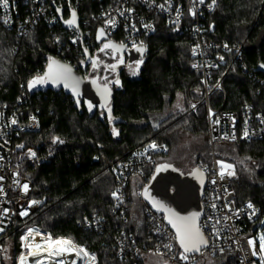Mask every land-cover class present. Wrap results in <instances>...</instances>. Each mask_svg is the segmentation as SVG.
Returning <instances> with one entry per match:
<instances>
[{"label":"trees","instance_id":"obj_1","mask_svg":"<svg viewBox=\"0 0 264 264\" xmlns=\"http://www.w3.org/2000/svg\"><path fill=\"white\" fill-rule=\"evenodd\" d=\"M56 1L62 2L66 17L65 0ZM48 2L47 8L53 10ZM76 4L80 29L88 32L91 47L85 43L73 47L66 32L59 26H50L43 18L19 37L15 29L2 26L0 17V106L17 105L22 91L24 109L38 111L39 130L22 133L17 140L23 149L32 148L39 160L38 164H24L23 171L32 184L31 199L41 201L44 207L26 225H36L53 237L71 238L74 243L84 245L94 256L93 264H127L115 255L121 231L132 233L140 246H149L153 241L144 227L143 203L137 196L140 182L136 176L129 179L125 220L113 212L114 180L109 166L149 141L164 143L168 148L165 155L153 157L155 165L170 163L168 156L178 133L207 137L205 105L200 103L194 113L188 112L190 103L202 99L200 75L190 68L189 32L168 27L157 19L155 33L144 40L146 53L141 68L136 75L120 70L119 84L114 86L105 109L92 111L83 104L77 109L74 101L61 92L31 93L29 81L42 76L49 57L76 66L75 71L82 75L83 51L90 53L95 48V31L100 25L95 15L103 3L69 0V5ZM206 26L208 40L218 46L210 53L218 65L212 73L210 110L234 111L239 115L248 107L253 113L264 115V75L254 73L257 65H264V0H218ZM55 36L59 38L58 44ZM110 40L121 42L117 36ZM223 43L228 52L220 49ZM242 44L240 60L236 61L232 50ZM218 80L222 91H212ZM177 94L188 101L185 110L168 116L155 128L152 118L167 103L171 104ZM213 153L216 159L234 167L236 180L232 189L236 205L248 202L258 208L260 216L264 215V138L249 143L216 144ZM190 156L197 168L208 164L211 160L208 139L206 146ZM92 215L104 221L98 233L79 226L84 217ZM20 234L12 236L13 263L20 253ZM149 255L140 254L138 264L150 261ZM222 260L217 256L200 262L223 264Z\"/></svg>","mask_w":264,"mask_h":264},{"label":"built area","instance_id":"obj_2","mask_svg":"<svg viewBox=\"0 0 264 264\" xmlns=\"http://www.w3.org/2000/svg\"><path fill=\"white\" fill-rule=\"evenodd\" d=\"M48 1V0H47ZM46 0H7V4L0 2V17L2 26L7 30L15 29L17 35L23 36L32 30L37 21L45 19L50 26H59L68 34L69 43L77 48L78 45L88 44V32L80 34L72 30L63 29L55 13V8L63 9V19H67L69 11L77 10L76 5L49 0L52 9L47 8ZM103 3L95 15L99 22V29L107 36H117L120 44L126 50L135 49L144 45V40L153 35L157 29L156 20H162L168 27H176L188 31L192 37L190 47L191 70L200 75L202 99L199 103H190L188 112L194 113L198 104L203 103L206 109L207 139L211 148V160L208 164L199 166L205 175V185L201 194L202 216L198 222L202 233L208 241L207 246L197 255H184L177 243L173 232L166 225L162 215L150 209L142 200V190L148 184L147 180L156 168L154 156L165 155L168 151L164 143L149 141L139 148L128 152L125 157L109 166L114 180L112 190L113 212L125 220V210L128 203L127 187L131 176L139 180L137 196L143 203L144 227L153 243L149 246L138 245L133 234L121 231L116 239L115 255L119 261L127 264H138L142 253L154 255L166 264H197L202 259L222 257L225 264H261L260 255L253 256V250L259 253V244L256 236L264 215L260 216L257 207L245 202L235 203V194L232 184L236 180V173L231 168H222L213 153L216 144H232L237 142L249 143L264 138V115L253 113L250 108L244 107L238 115L234 111H211L208 104L212 73L218 69L217 63L210 55L218 46L207 38V17L214 11L218 0H93ZM150 27H147L149 26ZM97 28V29H98ZM111 41V40H110ZM55 43L59 38L55 36ZM91 47V45H87ZM146 48V47H145ZM222 51L228 52L227 45L220 46ZM243 44L233 50V59L240 60ZM76 69V66L73 67ZM219 85V87H217ZM21 90V87L19 88ZM213 90H221L218 80ZM24 93L20 91L16 104L13 107L0 106V264H4L2 244L12 236L20 234V253L14 264H26L24 258L29 254L27 246L32 240L46 242L49 238L71 240L76 249L83 248L88 255H83L81 264H93L94 256L84 245L74 243L71 238L53 237L36 225H26L28 221L41 214L44 210L39 200L31 199L32 184L24 175V164H38L36 156H28L29 149L19 147L22 143L17 140L22 133H34L39 130L38 111L24 109ZM16 123L13 124L12 121ZM245 131L248 135L245 136ZM233 137H235L233 139ZM155 145V147H152ZM23 146V145H22ZM221 171L224 172L221 178ZM233 172L234 175H228ZM27 184L25 191L23 185ZM36 201L37 203H32ZM6 210V211H5ZM26 213V215H21ZM103 220L97 216L84 217L79 226L84 230L98 233L103 228ZM28 229H35L31 236ZM27 237V239H23ZM253 240L254 245L248 241ZM171 245V248L165 247ZM43 253V252H42ZM44 254V253H43ZM64 255V254H62ZM42 255L41 257H44ZM65 256V255H64ZM59 259V256L56 258ZM47 264V263H45Z\"/></svg>","mask_w":264,"mask_h":264},{"label":"water","instance_id":"obj_3","mask_svg":"<svg viewBox=\"0 0 264 264\" xmlns=\"http://www.w3.org/2000/svg\"><path fill=\"white\" fill-rule=\"evenodd\" d=\"M55 13L63 29L72 30L77 34H80L79 29V17L76 11L70 10L67 19H63V9L55 8ZM73 13H75V22L72 24L66 23V21L73 19ZM94 42L96 45L105 43L109 44L108 48L117 52L120 55L125 54L127 57V63L125 66H130L136 63L137 61L144 58L146 53V48L143 46V51H138L137 47L132 50H126L123 45L116 44L107 39V36L101 31V29H96ZM83 55L85 58L86 64L89 62H94L90 58L89 53L84 50ZM60 67L53 66V71H63L64 68L70 69V79L65 82L60 80L57 83H53L50 79L40 84V87L33 86L29 88L31 93L46 91H52L54 93L61 92L65 96L70 97L77 109H79L80 104H83L85 108L89 109L91 105V110L95 109H105L111 101L112 89L111 86L115 84L116 80H113L107 84L109 92L105 94L104 86L98 82L97 77L91 79H84L82 75L78 74L75 69L68 63L55 61ZM49 72V63L47 64L46 69L44 70L42 76ZM120 70L117 72V77ZM254 73H260L264 75V67H261V64L257 65L254 69ZM78 80L79 85L76 89V94L73 92V83ZM67 83V86H66ZM79 101V103L77 102ZM162 165H169V167L160 169ZM199 168H193L189 173L183 174L171 163H161L156 166L152 177L150 178L149 183L143 188L141 196L143 202L154 212L163 216L166 225L175 235V229L169 223L171 218V213H176L180 216H192L196 213L197 224L202 216V206L200 202L201 194L205 185V175L199 177L195 175L194 172ZM201 172V171H200ZM145 189L147 192L145 193ZM147 197V198H146ZM153 201L157 202V207L153 206ZM162 205V208L159 206ZM168 210H171L170 212ZM176 243L179 249L183 252V249L180 247L179 242L176 239ZM205 246H201L200 250ZM200 252V251H199ZM199 252H188L186 255H197Z\"/></svg>","mask_w":264,"mask_h":264},{"label":"snow or ice","instance_id":"obj_4","mask_svg":"<svg viewBox=\"0 0 264 264\" xmlns=\"http://www.w3.org/2000/svg\"><path fill=\"white\" fill-rule=\"evenodd\" d=\"M0 2H2L3 4H7V0H0ZM201 3H203V0H200ZM215 2V0H213V3ZM75 22V13H73V19L66 21V23L72 24ZM147 27H150L147 26ZM111 45L106 44L105 47H109ZM138 51H143V45H141L138 49ZM142 63V60L137 61L135 68H133L131 65L129 66L130 69L132 70V74L135 75L139 69L140 64ZM56 65V67H60L51 57H49V72H47L44 76H37L34 77L32 80L29 81V87H33L36 84H43L45 82H47L49 79L53 82V83H57L60 80H64L65 82H67L70 79V69L68 68H64L63 71H53V66ZM95 61L93 62V67H95ZM113 68L115 66H112ZM261 67H264V65H261ZM116 84H119V80L115 81ZM79 85V81L76 80L73 83V92L74 94H76V89L78 88ZM67 86V83H66ZM217 87H219V85H217ZM104 91L105 94H107L109 92V89L107 87V84H105L104 86ZM79 103V101H77ZM89 110H91V105H89ZM109 113L111 112V109H108ZM13 124L16 123L15 120L12 121ZM113 133H116V130L113 129ZM245 136L248 135V132L245 131L244 133ZM235 137H233L234 139ZM58 139V138H57ZM54 142H56L54 140ZM60 143H63V141H59ZM19 147H22L19 146ZM152 147H155V145H153ZM32 156H35V153H30ZM222 165V168H231V165H223L222 162H220ZM169 167V165H162L160 166V169L158 170H163V168ZM195 175H198L199 177H203V173L200 172L199 169L195 170L194 172ZM221 178H223L224 172L221 171L220 173ZM228 175H234L233 172H228ZM2 179V178H0ZM23 188L25 189V191L28 188L27 184L23 185ZM0 191H2V189H0ZM147 192V190L145 189V193ZM147 198V197H146ZM32 203H37L36 201H33ZM153 206L157 207V202L153 201ZM163 206L160 205L159 208H162ZM249 208H252V205L249 204L248 205ZM6 211V210H5ZM169 212L171 210H168ZM21 215H26V213H21ZM197 216L198 214L194 213L192 214V216H180L177 215L176 213H171V218L169 219V223L172 225V227L175 229V238L177 239V241L180 244V247L183 249V253L181 254V258L182 259H187V256L184 255V253H188V252H199L201 246H207L208 241L205 238L204 234L201 231L200 226L197 224ZM36 231L35 229H28V234L29 236L32 235V233ZM23 239H27V237H24ZM249 245H254V241L253 240H249L248 241ZM30 249L33 247L32 245H27ZM35 251H29V255L30 256H39L41 253V250L47 252V254L49 256H59L61 253L64 252H68L71 251L73 249H76V245L73 244V242L71 240H64V239H56L53 240L51 238H49L46 241L45 245L42 244H36L35 246ZM165 247L171 248V245H165ZM79 252H84L85 255H88V253L83 249V248H79L77 255H79ZM253 256H257L260 255V261L261 264H264V235H262L260 237V243H259V253H257L255 250H253ZM94 258V257H93ZM21 264H23V257H21ZM34 264H43V261L41 259H36L34 261ZM58 264H64L63 261H59ZM73 264H75V262H73Z\"/></svg>","mask_w":264,"mask_h":264},{"label":"rangeland","instance_id":"obj_5","mask_svg":"<svg viewBox=\"0 0 264 264\" xmlns=\"http://www.w3.org/2000/svg\"><path fill=\"white\" fill-rule=\"evenodd\" d=\"M136 63L132 65L133 68H135ZM141 66H142V63L140 64L139 69L141 68ZM129 71L131 72V75H133L132 70L129 69ZM36 86L40 87V84H36ZM187 102L188 101L185 99L184 95L177 94L171 104L167 103L164 107V110L159 115L152 118L151 124L156 128L157 125L162 120L166 119L168 116H171L178 112H183L185 110V106ZM176 137L177 138L175 139L172 145L173 147L171 148L169 156H168V162H170L172 165L178 168H181V169L193 168L195 166L193 163L194 157L190 156V154L193 155V153L196 152L197 149L206 146L207 144L206 135H203V134L194 135L191 133L180 132L176 135ZM26 149H29L27 152L28 156L33 157L30 153H35V151L32 148H26ZM210 152H211V148H210ZM35 156H36V153H35ZM220 162L222 161H219V164L221 165ZM222 163L223 165H227V163L225 162H222ZM262 235H264V219H262L260 223V229L258 230V233L256 236L258 244L260 243V237ZM12 239H8L5 243L2 244V248H3L2 256H3L4 264H14L13 259H12V253H13L12 251L13 250V240ZM19 243H20V236H19ZM148 257L150 258V261L146 260L145 264H150L151 261L156 264L162 263L163 261L162 259L154 255H149ZM222 261H223V264H225L224 259ZM199 264H213V262L204 261V262H199Z\"/></svg>","mask_w":264,"mask_h":264},{"label":"flooded vegetation","instance_id":"obj_6","mask_svg":"<svg viewBox=\"0 0 264 264\" xmlns=\"http://www.w3.org/2000/svg\"><path fill=\"white\" fill-rule=\"evenodd\" d=\"M105 43L95 45L93 51L89 53L90 58L95 61L96 66L93 67V63L89 62L86 64L85 58L82 61L81 65V74L84 79H91L97 77L98 82L101 85L108 84L113 80H118L120 72L117 77V72L121 69L129 70V66H125L127 63V57L125 54L120 55L117 52H114L108 47H105ZM112 66H115L114 68ZM132 66V65H131ZM77 69V68H76ZM116 83L111 86L113 90ZM176 167V166H175ZM183 174L189 173L195 166L191 169H181L176 167Z\"/></svg>","mask_w":264,"mask_h":264},{"label":"bare ground","instance_id":"obj_7","mask_svg":"<svg viewBox=\"0 0 264 264\" xmlns=\"http://www.w3.org/2000/svg\"><path fill=\"white\" fill-rule=\"evenodd\" d=\"M36 244H42V245H45L46 242H42V241H39L37 239H34L32 240L28 245H32L33 247L30 249L29 248V251H35V245ZM44 254H43V253ZM77 252L78 250L77 249H73L71 251H68V252H64V253H61L59 255V259L57 260L56 258L58 256L56 255H53V256H49L47 254V252L41 250V253L39 256H30L28 254V256L26 258H24V261L26 262V264H34V261L36 259H41L43 261V264L47 263V264H58L59 261H63L64 264H73V262H75V264H81L84 260L83 258V255L79 252V255H77ZM64 254V255H62ZM42 255H45L44 257H41Z\"/></svg>","mask_w":264,"mask_h":264}]
</instances>
